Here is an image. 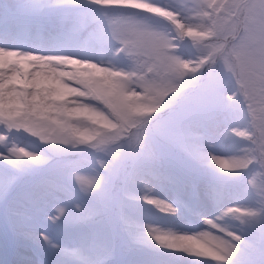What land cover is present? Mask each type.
<instances>
[{"label":"snow or ice","instance_id":"6c2138e0","mask_svg":"<svg viewBox=\"0 0 264 264\" xmlns=\"http://www.w3.org/2000/svg\"><path fill=\"white\" fill-rule=\"evenodd\" d=\"M65 2L77 4L80 0ZM202 2L204 5L202 13L210 20L214 30L239 31V44L235 52L240 70L239 83L245 99L255 102L264 96V0H202ZM89 4L101 8L133 7L147 16L169 18L170 22L174 17L177 27L183 24L178 11L154 4L153 0H89ZM230 7L254 17V21L242 30L236 25L218 23L224 19L221 13ZM102 15L109 24L112 23L105 13ZM86 22H81V28ZM185 31L187 38H194L197 35L207 37L211 34L198 33L191 26ZM140 43L157 55L167 70L174 75V79L149 84L144 92H126L120 82L114 79L124 73L113 71L90 59L62 54L33 55L0 47V127L6 126L5 131H12L14 126L16 129L19 128L17 122L21 117L25 120L30 117L46 118L61 125V131L67 133L77 144L93 141L98 132L96 129L74 126L69 123L71 120L86 121L104 129L116 130L115 135L107 136L99 142L100 146H105L102 150L112 157L111 164L105 168L104 187L98 196L108 203L117 205L120 203L111 190L112 183L119 180L131 195L145 178L139 170H127L121 174L119 169L113 167L115 162L122 156L133 159L151 158L154 155V141L170 144L193 159L210 161L211 165L217 167L223 180L219 187L211 190L214 200L219 201L224 197L248 199L252 191L244 186L245 174L239 173L237 167H230L225 163V159L230 155H217L208 150V142L217 135V117L232 121H239L245 116L252 119V114L243 112L241 106L235 102L236 96L231 94V81L225 79L219 72H203L206 60L193 63L179 56L169 55L161 48H152L147 29L141 31ZM64 65H70L71 69L64 71L62 67ZM65 77L67 80L63 79ZM186 77L191 78L185 79ZM73 93L86 98V102L78 103L75 107H67L63 101ZM145 97L147 102H143ZM50 113L56 115H49ZM60 115L65 119H58ZM195 115L203 117L198 124L199 130H194L189 124ZM113 116L122 123L118 125L112 119ZM237 131L234 124L227 129L225 135L230 133L236 136ZM238 139L253 145V141L243 133L239 134ZM63 142L68 143L67 140ZM112 143L118 147L109 151L107 146ZM10 151L12 154L0 152V160H4L5 164L11 162L14 168L20 167L16 162L22 158H35L38 155L27 151L16 152L15 149ZM79 167L80 171L75 172L74 182L85 191L94 189L98 184V177L94 174L91 162L81 161ZM250 167L254 169L256 165ZM249 183L252 188L260 187L255 180ZM177 190L178 193L183 191L182 188ZM131 199L134 201L132 210L121 214L120 223L134 243L140 247H149L147 232H150L151 228L148 224H139L135 217L150 212L149 205L157 210L165 208L167 214L168 201L147 195L138 198L132 195ZM137 199L143 203H135ZM230 206L240 207L238 203ZM66 212L65 207L57 205L51 219L55 221ZM259 223L264 224V221ZM187 239L192 241L188 251L198 249L197 259L203 261H214L216 264H229V261H232V264H236L235 257L240 254L232 246L220 244L222 254L207 248L195 237ZM155 240L162 242L160 235H156ZM173 259L177 257L160 254L153 257V264H169Z\"/></svg>","mask_w":264,"mask_h":264},{"label":"rangeland","instance_id":"374dc122","mask_svg":"<svg viewBox=\"0 0 264 264\" xmlns=\"http://www.w3.org/2000/svg\"><path fill=\"white\" fill-rule=\"evenodd\" d=\"M40 1L0 0V47L39 55H73L76 58L90 59L102 66H106L110 61L116 67H126L122 59H115V57H120V53H114L118 45L109 39L107 20L102 15L101 7L92 8L87 14L86 26L81 30L74 29L75 24H78L77 15L73 17H62V14L61 16L48 15L43 20V33L39 41H33L36 36L26 40L23 27H28L32 22L26 18L27 22L23 24L25 17L22 15L27 13L29 15L26 9L37 7ZM43 1L51 5L66 4L65 0ZM85 2L89 0H80L77 4H85ZM171 3L177 10H180L190 4L191 0H171ZM18 23H21L22 27ZM85 37H89L88 44L89 42L92 44L86 49L88 53H83L84 47L76 45L77 42H83ZM65 68H68V65L63 67ZM63 102L70 103L69 107H75L78 103L86 102V98L73 93ZM196 119L201 120L203 117L195 115L189 124L194 130H199V121ZM237 122L217 117V135L208 142V150L217 155H232L235 151H231L223 145V142L220 144L219 138L225 136L227 129ZM87 123L94 125L96 130L103 128L90 122ZM21 142L29 145L30 148H35L38 155L35 158H22L17 161L19 168L12 167L11 162L5 164L4 160H0L2 162V166L0 165V264H50L49 249L42 244L41 240H31L27 235L28 233L38 235L40 231H47L65 243L79 239L86 243L101 245L114 253L113 264H131L135 260H149L153 264V257L160 254L134 243L120 223L121 214L132 210L134 201L131 196L135 195L138 198L140 193L137 189L130 195L127 187L119 180L111 184V190H117L115 195L120 202L119 205L108 203L99 197L90 201V207L98 209L96 215L101 213V216L95 217L94 215L89 220L76 225L66 224L60 229H57L47 219L48 215L55 214L58 202L65 199L69 174L80 171L81 161L88 160L91 164L94 163L95 158L92 153H95L97 149L80 151V149H86L92 141L77 144L75 148L62 144L59 140L33 143L32 140L22 138ZM239 146L240 141H237L236 147ZM45 148L57 154L55 158L58 162L52 164V158ZM107 148L111 151L116 148V144L112 143ZM176 150L179 149L170 144L154 141V155L151 158L133 159L129 156H122L113 165L114 168L120 170L121 174L127 170H139L141 175L149 178L148 188L153 194L168 202H174V206L178 208L176 215H169L160 213L154 206L149 205L150 212L135 217L139 224H154L161 228L195 231L207 227L203 224L202 217L210 218L214 215L215 207L247 203L252 198L250 195L248 199L224 197L219 201L214 200L211 190L221 184L220 170L211 165L210 161L196 160L185 153L189 165L187 168L191 174L183 173L179 177L177 170L171 168L176 157ZM66 155L69 156L63 158ZM95 155L103 154L95 153ZM99 164L98 159L97 168ZM27 166H32L33 169L28 170ZM35 169L40 173L34 174ZM178 188L183 189L182 193H178ZM135 203H143V201L137 199ZM106 212L110 213L111 218L106 215ZM259 234V229H257L245 239L256 238ZM237 251L240 254L235 257L236 264H248L247 245L241 243ZM73 256L71 251L66 252L61 257V264H74ZM176 261L177 259H173L169 261V264H176ZM203 264H216V262L205 260ZM229 264H232V261H229Z\"/></svg>","mask_w":264,"mask_h":264},{"label":"clouds","instance_id":"9594fccd","mask_svg":"<svg viewBox=\"0 0 264 264\" xmlns=\"http://www.w3.org/2000/svg\"><path fill=\"white\" fill-rule=\"evenodd\" d=\"M153 3L178 11L183 24L177 27L174 17L171 18L170 22L169 18L147 16L133 7H107L101 9L112 21L111 24L107 21V27L109 39L118 45L115 47L114 53H120V57H115V59H122L126 63V67H116L109 61L104 67L124 73V75L114 79L120 82L126 92H144L145 87L149 84L174 79V75L167 70L157 55L149 48L141 45L140 33L142 30L147 29L150 33L152 48H161L163 51H167L169 55L179 56L181 59L193 63L206 60V63L203 64V72H219L223 74L225 79L230 80L231 94L236 96L235 102L241 106L243 112L252 114V119L245 116L236 123L238 131L234 137L238 138L239 134L243 133L253 141V145H248L245 140L239 139L240 146L237 151L225 159V163L230 167H237L239 173L245 174L243 183L245 187L251 189L252 198L247 203H238L239 208L228 204L215 207L213 209L215 214L210 217V220L209 217H202V222L207 227L199 230L182 231L148 224L151 228V231L147 232L149 247L143 248L154 253L174 255L177 257L176 264H203V260L197 259L198 249L188 251L192 246V241L187 237H195L207 248L221 253L220 244L232 246L235 250H238L240 244L245 243L249 251L248 264H264V224L259 223L264 221V183H262L264 182V96L252 102L246 100L243 95V89L239 83L240 70L235 55L239 44V31L214 30L210 20L202 13L204 7L202 0H191L190 4L180 10L172 5L171 0H153ZM221 15L224 19L218 21V23H225L229 26L236 25L240 30L251 24L255 19L239 9L231 7ZM189 26L196 29L198 33L210 32L211 34L207 37L197 35L194 38H187L185 30ZM16 51L20 53L28 52ZM87 70L83 69V71ZM143 102H147L146 97ZM66 106L69 107L70 103ZM49 115L56 114L50 113ZM58 119L64 120L65 118L60 115ZM112 119L118 125L122 123L115 116ZM17 123L19 128L16 129L14 126L12 131H5L6 126L0 127V152L12 154L10 150L15 149L16 152L27 151L31 154H37L35 148H30L29 145L21 142L22 138L32 140L33 143L59 140L62 144H65L63 141L67 140L68 143L65 145H71L73 148L77 145L67 133L61 131V125L50 119L30 117L25 120L21 117ZM69 123L81 128L95 129L94 125L88 124L86 121L71 120ZM96 131L98 132L96 139L86 149H80V151L97 149L95 153L103 154L96 156L95 153H92L95 158L92 168L94 174L98 177V184L94 189L85 191L74 182L75 172L69 174L67 194L63 201L58 202V206L65 207L67 212L55 221L51 219L54 214L47 216V219L57 229L66 224L76 225L89 220L99 211L90 207V201L97 198L103 190L104 171L112 162V157L102 150L99 142L107 136L115 135L116 130L101 128ZM45 137L47 139H44ZM117 147L118 145H116ZM98 159L100 164L97 168ZM253 164L256 165L254 169L250 167ZM253 180L260 187L252 188L249 181ZM149 182V178L145 177L138 188L139 196L158 197L148 188ZM158 211L165 213V208H160ZM177 212L178 208L174 206V202H168L167 214L176 215ZM254 222L256 223L254 224ZM257 229L260 233L258 237L245 239ZM156 235L161 236L162 242L155 240ZM38 239L50 251V264H61V257L69 251L74 254V264H113L114 253L101 245L86 243L79 239L65 243L47 231H40ZM170 245L181 247L170 248ZM131 264H151V261L135 260Z\"/></svg>","mask_w":264,"mask_h":264},{"label":"trees","instance_id":"16d2710c","mask_svg":"<svg viewBox=\"0 0 264 264\" xmlns=\"http://www.w3.org/2000/svg\"><path fill=\"white\" fill-rule=\"evenodd\" d=\"M94 7L99 8L100 6L90 5L89 2H85V4L66 3L64 5L63 4L51 5V4H48L46 1L41 0V4L38 5L37 7L27 8V9L25 8L26 11L27 10L29 11V15H28V13L22 15L23 17H25L22 22H23V24H25V22H27L26 18H29V21H31L32 23H30V25L28 27H23L25 29L24 38L27 40V39H31L32 37L36 36L35 38H33V41H36V42L39 41L40 35H42V33H43V20L48 15H51V14H57V15L62 14V17H65V16L73 17L75 15L79 16V18L81 17L79 20L80 24L78 23L79 25L77 24V26L75 28V30H81L82 29L81 28V22L86 21L87 14ZM18 25L21 26V23H18ZM28 28H31V29L28 30ZM88 39H89V37L87 38V40L79 43L78 45L81 47H84L85 50L88 49V47H89L88 45L91 44L90 42L88 44ZM87 51H92V50H87ZM84 53H88V52L84 51ZM63 67H65V66H63ZM70 69H71V66L68 65V68H65L63 70L69 71ZM190 78L191 77H186L185 79H190ZM64 79L67 80V77H65ZM196 120H198V119H196ZM198 121H200V120H198ZM237 141H239V139L235 138L234 135L227 134V135L221 137L220 144H222V142H223V145H225L231 151H236V149L238 148V147H236ZM45 150L50 154V157L52 158V160H51L52 164H54V162H58V159L55 158L57 155L56 153H54L51 149L45 148ZM67 156H69V155L63 156V158L67 157ZM187 159L188 158L186 157L185 152H182L180 150H178V151L176 150V157L173 160L172 168H174V170H177V174L179 177L182 176L183 173L191 174L190 170H188V168H187L189 166ZM1 163L2 162H0V165H1ZM27 167H28V170L33 169L32 166H27ZM36 170L37 169H35V171ZM222 180H223V177H221L220 181L222 182ZM112 189H114V188H112ZM114 193L116 194L117 190ZM100 214L95 215V217L101 216ZM106 215L111 218L109 213L106 212ZM111 223H112V219H111ZM243 244H245V243H243Z\"/></svg>","mask_w":264,"mask_h":264},{"label":"bare ground","instance_id":"6f19581e","mask_svg":"<svg viewBox=\"0 0 264 264\" xmlns=\"http://www.w3.org/2000/svg\"><path fill=\"white\" fill-rule=\"evenodd\" d=\"M27 235H28V237H29L31 240H39L37 234L32 235V233H31V234L28 233ZM40 244H41V243H40ZM42 244H43V243H42ZM41 247H42V245H41Z\"/></svg>","mask_w":264,"mask_h":264}]
</instances>
